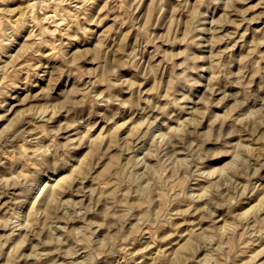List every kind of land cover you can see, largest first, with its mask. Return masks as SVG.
<instances>
[{
  "label": "rangeland",
  "instance_id": "374dc122",
  "mask_svg": "<svg viewBox=\"0 0 264 264\" xmlns=\"http://www.w3.org/2000/svg\"><path fill=\"white\" fill-rule=\"evenodd\" d=\"M0 264H264V0H0Z\"/></svg>",
  "mask_w": 264,
  "mask_h": 264
}]
</instances>
